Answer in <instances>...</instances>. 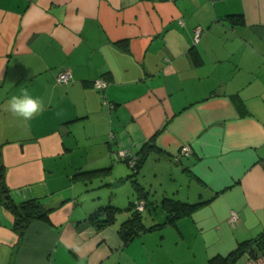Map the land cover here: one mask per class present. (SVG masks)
I'll return each mask as SVG.
<instances>
[{
	"label": "crops",
	"instance_id": "0c3cea01",
	"mask_svg": "<svg viewBox=\"0 0 264 264\" xmlns=\"http://www.w3.org/2000/svg\"><path fill=\"white\" fill-rule=\"evenodd\" d=\"M22 88L29 121L6 110ZM121 149L179 163L177 199L202 203L127 241L130 212L97 229L104 202L138 201ZM0 161L15 203L52 207L19 233L0 204V264H210L264 233V0H0Z\"/></svg>",
	"mask_w": 264,
	"mask_h": 264
},
{
	"label": "trees",
	"instance_id": "16d2710c",
	"mask_svg": "<svg viewBox=\"0 0 264 264\" xmlns=\"http://www.w3.org/2000/svg\"><path fill=\"white\" fill-rule=\"evenodd\" d=\"M227 18L233 20L234 24L242 23L241 14H229ZM146 152L141 151L136 155L135 164L131 169L132 174L136 175L139 171ZM141 190V187L138 188ZM137 200H143L144 208L147 206L146 201L137 196ZM137 202V201H136ZM202 202L190 203L181 201L174 198H163L161 204L162 209L166 212V218L161 223H155L150 226H145L142 221V210H137L135 207V201L130 202L127 210H131L130 215L124 219L118 226L117 230L124 241H127L132 236L140 233L141 231L150 230L159 225L166 223H173L176 218L187 215L193 208L197 207ZM0 204L7 208L13 216V228L22 233L26 225L33 219L48 220V214L52 207H47L38 198H30L21 202L15 203L9 192L4 178H3V164L0 161ZM121 211L120 208L106 205L96 209L88 215V220L98 229L105 225L114 223L117 217V213ZM244 252H248L254 256L264 254V233H260L258 236L252 239H246L239 242V244L230 252L225 255L215 254L209 258L210 264H233Z\"/></svg>",
	"mask_w": 264,
	"mask_h": 264
},
{
	"label": "rangeland",
	"instance_id": "374dc122",
	"mask_svg": "<svg viewBox=\"0 0 264 264\" xmlns=\"http://www.w3.org/2000/svg\"><path fill=\"white\" fill-rule=\"evenodd\" d=\"M147 158L136 175H133L131 169L125 165L128 181L115 188L124 192L131 190L133 197L140 196L143 198L149 207H146L148 209L143 212V218L149 221L148 223H152V221L157 222L164 219L162 212L165 210L162 209L161 204L163 198L177 199L185 195L188 179L183 174L182 166L179 163L168 159L157 163L153 157L149 156ZM191 184L194 183L191 182ZM140 187L141 190L138 189ZM176 190H179V193H176ZM119 200L118 198L107 200L103 205H112L120 208L119 216H122L126 212L131 213V210L126 209L129 206L130 200H125L123 197L122 200Z\"/></svg>",
	"mask_w": 264,
	"mask_h": 264
},
{
	"label": "built area",
	"instance_id": "2783aa9c",
	"mask_svg": "<svg viewBox=\"0 0 264 264\" xmlns=\"http://www.w3.org/2000/svg\"><path fill=\"white\" fill-rule=\"evenodd\" d=\"M201 31H202V29L200 27H196L194 29V40H195V42L199 40V37L201 35ZM56 79L59 82H68L71 79L70 72L67 69H62L57 73ZM94 85L97 87H104L106 85V82L102 79H98L94 82ZM118 152H119V156L127 162V165L129 167H133V165L135 164L136 155H134L133 153H131L130 151H128L126 149H121ZM189 152H190V147L186 144L182 145L179 149V154H187ZM135 206H136L135 208L137 210H143V208H144L143 200H139V201L135 202ZM237 218H238L237 213L235 211H232L231 212V220L234 221ZM244 264H264V254L254 256V255L248 253Z\"/></svg>",
	"mask_w": 264,
	"mask_h": 264
},
{
	"label": "clouds",
	"instance_id": "9594fccd",
	"mask_svg": "<svg viewBox=\"0 0 264 264\" xmlns=\"http://www.w3.org/2000/svg\"><path fill=\"white\" fill-rule=\"evenodd\" d=\"M7 111L29 121L44 111L43 102L34 97L29 89L22 88L19 95H13L7 102Z\"/></svg>",
	"mask_w": 264,
	"mask_h": 264
},
{
	"label": "water",
	"instance_id": "95a60500",
	"mask_svg": "<svg viewBox=\"0 0 264 264\" xmlns=\"http://www.w3.org/2000/svg\"><path fill=\"white\" fill-rule=\"evenodd\" d=\"M117 184V183H116Z\"/></svg>",
	"mask_w": 264,
	"mask_h": 264
}]
</instances>
